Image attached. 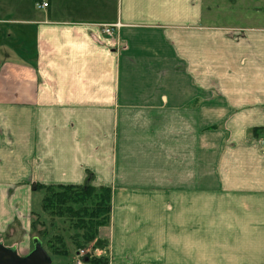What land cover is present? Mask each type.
I'll return each mask as SVG.
<instances>
[{
    "label": "crops",
    "instance_id": "0c3cea01",
    "mask_svg": "<svg viewBox=\"0 0 264 264\" xmlns=\"http://www.w3.org/2000/svg\"><path fill=\"white\" fill-rule=\"evenodd\" d=\"M204 1L0 0V242L33 249L37 184L92 182L107 264H264V28Z\"/></svg>",
    "mask_w": 264,
    "mask_h": 264
},
{
    "label": "trees",
    "instance_id": "16d2710c",
    "mask_svg": "<svg viewBox=\"0 0 264 264\" xmlns=\"http://www.w3.org/2000/svg\"><path fill=\"white\" fill-rule=\"evenodd\" d=\"M36 189H44L43 210L52 218H59L74 230L70 235L77 250L108 247V241L99 235L101 227L111 222V189L106 186H95L92 182L82 185L37 184ZM40 226H43L39 228ZM45 221L32 211V227L39 233V238L47 234ZM39 228V229H38ZM60 242L61 244H56ZM51 253L67 254L65 242L60 235L48 241ZM85 259L91 264H107L105 256L88 255Z\"/></svg>",
    "mask_w": 264,
    "mask_h": 264
},
{
    "label": "rangeland",
    "instance_id": "374dc122",
    "mask_svg": "<svg viewBox=\"0 0 264 264\" xmlns=\"http://www.w3.org/2000/svg\"><path fill=\"white\" fill-rule=\"evenodd\" d=\"M204 4V12L206 14L204 20L209 26H215L218 28L236 26L264 28V0H205ZM44 195V189L34 190L31 207L32 211L39 214L41 221H45L47 234L41 236L44 247L50 253L53 263L78 264V256L76 254L77 248L70 237V235L74 233V230L69 227L68 223H64L59 218L50 217L43 210L42 199ZM6 208L16 212V215H19L17 218L21 221L27 217L26 204L22 201H18V199L14 201L11 198H8L6 201ZM41 227L43 226H40L39 228ZM33 235L35 236L33 239L39 236L38 231L33 229ZM56 235L62 236L66 245L67 254L55 255L51 253L48 241L53 239ZM33 239L32 243L34 247ZM55 243L59 245L61 244L60 242ZM103 249H94L93 247L88 246L87 248H81L80 250H84V253L87 256H97V253ZM32 250L33 249L22 256L29 254ZM83 257L81 258L82 264L89 263L88 261L84 262Z\"/></svg>",
    "mask_w": 264,
    "mask_h": 264
},
{
    "label": "water",
    "instance_id": "95a60500",
    "mask_svg": "<svg viewBox=\"0 0 264 264\" xmlns=\"http://www.w3.org/2000/svg\"><path fill=\"white\" fill-rule=\"evenodd\" d=\"M33 242V250L25 256H20L15 247H7L0 242V264H51L52 258L44 248L43 241L36 237Z\"/></svg>",
    "mask_w": 264,
    "mask_h": 264
},
{
    "label": "built area",
    "instance_id": "2783aa9c",
    "mask_svg": "<svg viewBox=\"0 0 264 264\" xmlns=\"http://www.w3.org/2000/svg\"><path fill=\"white\" fill-rule=\"evenodd\" d=\"M37 5H38V7H46L48 5V3L47 2H42L41 4L38 3ZM119 25L120 24L104 25V31L113 38V34H114L115 27H118ZM77 256H78L77 263L78 264H82L81 258L83 256H85L84 250H80L78 252Z\"/></svg>",
    "mask_w": 264,
    "mask_h": 264
}]
</instances>
